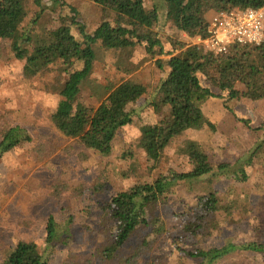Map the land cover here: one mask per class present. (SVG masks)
<instances>
[{
  "label": "rangeland",
  "instance_id": "obj_1",
  "mask_svg": "<svg viewBox=\"0 0 264 264\" xmlns=\"http://www.w3.org/2000/svg\"><path fill=\"white\" fill-rule=\"evenodd\" d=\"M60 1L55 5L44 0L47 26L58 25V19L64 17L63 22L68 23L73 16L68 6L76 9L75 21L88 34L102 21L100 8L90 1ZM143 4L145 10L153 9L157 13L154 30L160 35L165 51H170L173 43L182 42L186 46L196 43L195 37L175 35L172 8L162 0H144ZM26 9L25 23L37 10L30 0ZM71 30L80 40L78 26H72ZM93 49L96 58L91 79L96 82V88L99 84L120 80H130L146 88L138 101L127 105L132 122L118 130L112 150L105 157L83 147L77 140L63 137L50 123V114L58 101L57 91L65 76L51 74L26 80L22 76L23 61L15 58L10 41L0 40V126L18 125L32 138L29 144L0 158V260L18 242L30 241L49 264L88 257L94 264H103L97 249L104 242V234L110 235L112 230L107 215L101 212V205L120 191L150 183L159 173L190 170L188 159L177 153L179 147L190 141L201 146L212 164L227 163L229 167L225 171L215 170L213 176L171 184L170 191L154 210L164 228L171 233L179 232L183 217L199 211L197 197L212 191L220 198V208L214 218L221 223L222 230L218 241L210 238L209 244L218 245L224 240L264 243V99H208L202 112L211 127L187 130L174 137L155 164L146 158L137 141L140 128L157 121L151 102L167 68H158L155 61L159 58L146 55L142 44L120 60L117 54L102 49L99 43ZM117 65L121 71L116 69ZM199 79L203 86L217 96L220 94L202 76ZM91 84L83 87L78 101L95 107L99 101L93 95ZM52 85L55 86L53 91L50 90ZM167 111V107H163L161 112ZM258 145L262 148L244 168L246 180H238L234 172L245 161L247 153ZM50 216L56 224L57 240L47 247L45 228ZM170 242L165 234L157 239L152 258L174 264L178 255ZM217 264H264V258L259 253L241 252Z\"/></svg>",
  "mask_w": 264,
  "mask_h": 264
},
{
  "label": "trees",
  "instance_id": "obj_2",
  "mask_svg": "<svg viewBox=\"0 0 264 264\" xmlns=\"http://www.w3.org/2000/svg\"><path fill=\"white\" fill-rule=\"evenodd\" d=\"M28 1L0 0V40L10 41L15 58L23 61L22 76L26 80L51 74L65 76L62 87L57 91L58 101L50 114V123L63 137L77 140L93 153L104 157L110 154L118 130L132 122L127 105L135 103L146 93L143 85L130 80L99 84L96 88L91 74L96 58L93 47L97 43L102 49L117 54L119 60L142 44L146 55L159 58L155 61L157 67L168 70L151 102L158 115L157 121L142 126L137 141L146 158L155 164L174 137L187 130L211 127L202 112L208 99H264V44L232 47L227 56L214 59L200 54L195 46H186L182 42H175V45L172 41L171 50L165 51L160 35L154 30L157 13L153 9L145 10L144 0H87L96 4L102 15V21L89 34L75 21L77 11L72 6H68L73 15L68 23L63 22L64 17L58 19V25L47 26L44 0H30L37 10L25 23ZM48 1L55 5L61 2ZM162 1L172 8L175 35L189 37H204L208 16L215 12L233 8H264V0ZM72 26H78L80 40L75 38ZM118 65L116 69L121 71ZM199 76L220 94L217 96L209 87L203 86ZM90 82L93 95L99 101L95 107L78 101L83 87ZM238 86L242 89L239 90ZM50 90H55V86L52 85ZM222 93L225 96L222 97ZM163 107H167L166 113L161 112ZM31 141L24 128L1 124L0 158ZM261 148L258 145L247 153L245 161L234 172L238 180H246L244 168L250 165ZM177 153L188 159L190 170L167 175L159 173L150 183L120 191L101 205V212L107 215L112 232L104 234V242L97 249L100 261L103 264H169L151 256L155 241L164 234L178 255L174 264H217L241 252L259 253L264 258V243L224 240L218 245L209 244L208 240L217 239L222 230L221 223L214 218L220 208V198L212 191L197 197L199 211L183 217V227L179 232L171 233L164 228L154 210L159 200L170 191L171 184L198 180L209 174L213 176L215 170L225 171L229 167L227 163L212 164L194 141L179 147ZM45 229V243L50 247L57 240V228L51 216ZM0 264L49 262L39 253L36 244L29 241L18 242L0 260ZM64 264H94V261L88 257L81 261H65Z\"/></svg>",
  "mask_w": 264,
  "mask_h": 264
},
{
  "label": "built area",
  "instance_id": "obj_3",
  "mask_svg": "<svg viewBox=\"0 0 264 264\" xmlns=\"http://www.w3.org/2000/svg\"><path fill=\"white\" fill-rule=\"evenodd\" d=\"M200 54L211 59L227 55L232 47L264 44V8H233L210 15L204 37H195Z\"/></svg>",
  "mask_w": 264,
  "mask_h": 264
}]
</instances>
